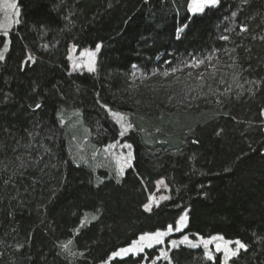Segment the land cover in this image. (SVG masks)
<instances>
[{
    "label": "trees",
    "instance_id": "trees-1",
    "mask_svg": "<svg viewBox=\"0 0 264 264\" xmlns=\"http://www.w3.org/2000/svg\"><path fill=\"white\" fill-rule=\"evenodd\" d=\"M189 3L18 0L0 60V264H153L159 246L108 260L187 211L171 239L239 240L230 264H264V0H219L195 16ZM98 47L96 72L72 71V48ZM196 59L200 76L132 81ZM109 110L129 117L122 139ZM77 111L92 149L132 145L122 177L102 153L73 161L60 114ZM160 180L170 197L147 210ZM168 262L223 259L181 245Z\"/></svg>",
    "mask_w": 264,
    "mask_h": 264
},
{
    "label": "rangeland",
    "instance_id": "rangeland-1",
    "mask_svg": "<svg viewBox=\"0 0 264 264\" xmlns=\"http://www.w3.org/2000/svg\"><path fill=\"white\" fill-rule=\"evenodd\" d=\"M200 2V0H191L189 4L188 10L191 12L192 15H199L203 14L204 10L209 7H205L203 11L199 10L196 5ZM11 4H15L16 8L13 9L10 7ZM218 5V4H217ZM211 6V7H217ZM18 13V15H17ZM19 20V7H18V0H0V37L5 36L7 38V42L5 47L0 50V54L4 56V54L8 50L9 46V38L8 34L12 29L18 24ZM69 60H70V66L72 71H92L96 67V61L98 60V55L100 52V48L92 49V50H83L79 51L75 48H72ZM199 59H196L192 62H189L184 68H177L175 70H165L163 73L164 75H160L159 72H154L152 75H145L142 74L140 71L135 70L134 74L132 76V81L135 84H142L145 86L154 85L155 83L162 82L163 84H171L176 80V78L181 73H185L186 75H190L192 77L200 76L203 73V64L199 62ZM91 69V70H90ZM160 77V78H159ZM70 113V112H68ZM77 112H73L70 114H66L62 112L60 114V120L62 125L66 127V139L69 146V150L72 154L73 161L76 164H79L77 160L83 161L82 164H85V166L90 163V159L88 156L93 153L94 157H97L100 155V153L103 154V157L106 161H109L113 169L117 172V175L122 177L125 173V171L132 166L133 162V149L125 147L128 143H124L121 139L124 137V135L128 134L132 128L129 123V117L123 113L109 110V115L111 119L119 126L120 128V140L112 145H109L105 148H95L92 149V144L90 142V136H86V129L84 128L83 120L81 117V114ZM113 113H118L119 116L123 117V120H120L117 116L113 115ZM66 115V116H65ZM263 119H264V112L262 113ZM85 129V130H84ZM125 129H127L125 131ZM91 149V150H90ZM129 152H131V159H129ZM90 153V154H89ZM99 154V155H98ZM88 155V156H87ZM93 157V156H92ZM107 163L105 162V165ZM99 168V167H98ZM156 193L153 195H150L149 202L146 205L147 210H151L153 207L158 206L162 202L169 199V190L163 180L157 182L156 184ZM188 216V211L185 212ZM184 213V214H185ZM183 214V215H184ZM182 215V216H183ZM188 225V220L186 226L177 231L174 228V231L170 233L169 235L163 237L164 243L162 244H153L152 247H147V242H143L144 246L142 251L135 252L131 251L127 254H121V256H116L115 253L121 252L124 248L132 249L133 245H136L139 247L141 245L140 238L141 236L149 235L144 234L141 235L137 240H135L130 246L124 247L116 251L111 255L108 262H112L116 259H123L128 256H137L139 254L145 253L146 250L154 249L155 247H160L159 256L154 260L153 264H169L168 258H169V250L175 249L178 246H188L192 248H202L205 251V254L207 257L213 258V254H221L223 259V264H230V260L235 257L231 255V251H235L237 249V245L235 242H229L225 239H216L220 236H213L211 238H201L197 237L194 239L189 238L188 236H183L181 239H171L172 236L182 233ZM154 234V233H153ZM184 237H188V241H185L181 243V241L184 240ZM168 241V242H167ZM172 241H176L177 244L175 246L172 245ZM205 241H209L207 245H205ZM195 244L197 247H193L192 245ZM217 245H219V248H217ZM229 249V251H225V249ZM242 250V249H241ZM240 251V250H239ZM238 251V252H239ZM167 253V256L164 254ZM238 254V253H237ZM227 258V261H226Z\"/></svg>",
    "mask_w": 264,
    "mask_h": 264
},
{
    "label": "snow or ice",
    "instance_id": "snow-or-ice-1",
    "mask_svg": "<svg viewBox=\"0 0 264 264\" xmlns=\"http://www.w3.org/2000/svg\"><path fill=\"white\" fill-rule=\"evenodd\" d=\"M219 2V0H200V2L196 5V7L203 11V9L205 7H211V6H215L217 5ZM10 7H12L13 9L16 8L15 4H11ZM18 15V13H17ZM246 30V29H245ZM226 39V37H225ZM4 57L2 54H0V60H2ZM200 63H203V61H199ZM91 70V69H90ZM113 115L117 116L120 120H123V117L119 116L118 113H113ZM130 127V125L128 126ZM127 129H125L126 131ZM125 147L131 149L132 145L131 144H127L125 145ZM129 159H131V152H129ZM187 220H188V216L187 213H185L183 216L180 217L179 221L176 223V225L174 226L173 224H169L167 226V230L166 231H157L154 234H149V235H145V236H141L140 241L142 242L141 245L139 247H137L136 245H133L132 249L129 248H124L121 250V252H117L115 253L116 256H121V254H127L131 251H135V252H140L143 249V242H147V247H152L153 244H162L164 243L163 241V237L169 235L170 233H172L174 231V227L175 230L179 231L181 229H183L186 224H187ZM216 239H222V237H217ZM188 241V237H184V240L181 241V243ZM205 245H207L209 243V241H205L204 242ZM177 244L176 241H172V245L175 246ZM235 244L238 246L237 249L235 251H231V255L235 256L237 255L238 251L241 249H245L246 250V245L242 242H240L239 240L235 241ZM193 247H197V245L193 244ZM217 248H219V245H217ZM225 251H229V249H225ZM165 256H167V253L164 254ZM211 259V257H209ZM227 261V258H226Z\"/></svg>",
    "mask_w": 264,
    "mask_h": 264
},
{
    "label": "crops",
    "instance_id": "crops-1",
    "mask_svg": "<svg viewBox=\"0 0 264 264\" xmlns=\"http://www.w3.org/2000/svg\"><path fill=\"white\" fill-rule=\"evenodd\" d=\"M89 72H90V73H92V72H93V73H94V72H96V67H95V69H94V70H92V71H89ZM124 136H125V135H124ZM122 138H123V137H122ZM131 167H132V166H131ZM129 168H130V167H129ZM129 168H128V169H129ZM128 169H127V170H128ZM160 181H161V180H160ZM208 258H209V257H208Z\"/></svg>",
    "mask_w": 264,
    "mask_h": 264
}]
</instances>
